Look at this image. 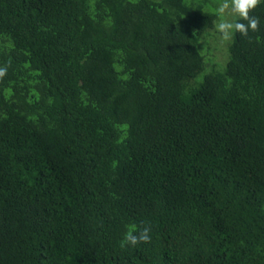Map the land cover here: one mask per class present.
<instances>
[{
    "label": "trees",
    "instance_id": "obj_1",
    "mask_svg": "<svg viewBox=\"0 0 264 264\" xmlns=\"http://www.w3.org/2000/svg\"><path fill=\"white\" fill-rule=\"evenodd\" d=\"M219 3L0 0V264H264V0Z\"/></svg>",
    "mask_w": 264,
    "mask_h": 264
},
{
    "label": "clouds",
    "instance_id": "obj_2",
    "mask_svg": "<svg viewBox=\"0 0 264 264\" xmlns=\"http://www.w3.org/2000/svg\"><path fill=\"white\" fill-rule=\"evenodd\" d=\"M261 5V0H220L217 6L218 20L214 22L215 30L222 40H231L233 35L239 33L244 38H249V32L260 30L261 19L251 13ZM231 14L238 19L229 20L226 17ZM246 22V23H245ZM8 70V65L0 66V79H3ZM151 228L137 229L135 226L127 231L120 241L121 248L140 243H149Z\"/></svg>",
    "mask_w": 264,
    "mask_h": 264
},
{
    "label": "rangeland",
    "instance_id": "obj_3",
    "mask_svg": "<svg viewBox=\"0 0 264 264\" xmlns=\"http://www.w3.org/2000/svg\"><path fill=\"white\" fill-rule=\"evenodd\" d=\"M232 17H233V19L234 20H236L237 19V17H235V16H233V15H231V14H229L226 18L227 19H229V20H231L232 19ZM218 34V33H217ZM220 38V37H219ZM219 42L218 43H220V45H222V43L224 42V40H222L221 38H220V40H218ZM229 48V47H228ZM217 51H214V54L216 53ZM228 52V51H227ZM218 59H219V61H220V59H223V53L221 52V51H218Z\"/></svg>",
    "mask_w": 264,
    "mask_h": 264
}]
</instances>
